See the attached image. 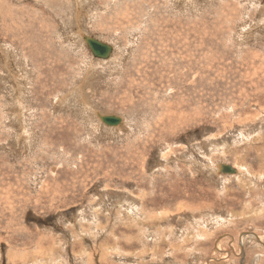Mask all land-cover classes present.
<instances>
[{
    "label": "rangeland",
    "instance_id": "374dc122",
    "mask_svg": "<svg viewBox=\"0 0 264 264\" xmlns=\"http://www.w3.org/2000/svg\"><path fill=\"white\" fill-rule=\"evenodd\" d=\"M244 234L264 0H0V264H264Z\"/></svg>",
    "mask_w": 264,
    "mask_h": 264
},
{
    "label": "water",
    "instance_id": "95a60500",
    "mask_svg": "<svg viewBox=\"0 0 264 264\" xmlns=\"http://www.w3.org/2000/svg\"><path fill=\"white\" fill-rule=\"evenodd\" d=\"M86 44L88 45L89 49L91 50L92 55L97 59H110L111 55L113 54V47L109 44H106L96 38L86 37L85 38ZM102 122L107 125H120L121 118L116 116H103L101 118ZM221 172L226 175H234L236 174L237 170L230 167L229 165L221 164Z\"/></svg>",
    "mask_w": 264,
    "mask_h": 264
},
{
    "label": "bare ground",
    "instance_id": "6f19581e",
    "mask_svg": "<svg viewBox=\"0 0 264 264\" xmlns=\"http://www.w3.org/2000/svg\"><path fill=\"white\" fill-rule=\"evenodd\" d=\"M181 2L182 3H184L186 6L188 5H194V4H196V2H198V0H181ZM12 24V23H11ZM24 27V26H23ZM78 35V34H77ZM81 36H82V34H81ZM81 38V37H80ZM86 38V37H85ZM85 38H84V40H85ZM99 40V39H98ZM86 42V41H85ZM103 60H105V59H103ZM106 64V63H105ZM88 77V76H87ZM21 92V91H20ZM103 116H100V119L102 118ZM104 123V122H103ZM121 124H123V119L121 118ZM110 126H117V125H110ZM25 132V133H24ZM28 131H26V130H24L23 132H22V134L20 135V138L21 139H23V138H27L28 137ZM27 136V137H26ZM221 170V169H220ZM236 174L238 175V170H237V172H236ZM248 234V233H247ZM245 235V234H244ZM250 235V234H249ZM244 237V239L245 240H247V239H251V240H253V241H255V243L257 244V245H261L262 247L264 246V238H259V237H256L254 234L253 235H250V236H243ZM243 242V241H242ZM248 242V241H247ZM258 247H260V246H258ZM243 248V247H242ZM263 257V256H262Z\"/></svg>",
    "mask_w": 264,
    "mask_h": 264
}]
</instances>
